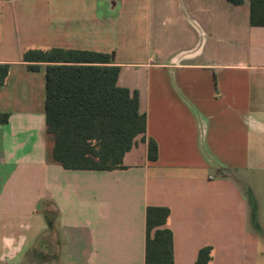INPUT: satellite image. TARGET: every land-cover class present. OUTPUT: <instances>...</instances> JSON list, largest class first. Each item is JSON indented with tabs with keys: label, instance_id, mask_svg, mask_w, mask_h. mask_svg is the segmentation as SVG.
<instances>
[{
	"label": "crops",
	"instance_id": "obj_1",
	"mask_svg": "<svg viewBox=\"0 0 264 264\" xmlns=\"http://www.w3.org/2000/svg\"><path fill=\"white\" fill-rule=\"evenodd\" d=\"M39 47L113 55L147 116L125 169L47 159L46 65L23 62ZM1 64L0 264H145L148 207L170 210L174 264L205 247L212 264H264V27L248 1L0 0Z\"/></svg>",
	"mask_w": 264,
	"mask_h": 264
},
{
	"label": "trees",
	"instance_id": "obj_2",
	"mask_svg": "<svg viewBox=\"0 0 264 264\" xmlns=\"http://www.w3.org/2000/svg\"><path fill=\"white\" fill-rule=\"evenodd\" d=\"M241 6L249 2L250 25L264 27V0H226ZM29 71L46 65L45 123L52 143L47 159L65 170H123L124 156L139 135L147 132V116L140 110L138 91L120 87L121 67L113 55L77 49H29L23 55ZM10 65H0V86ZM9 120L0 113V125ZM150 162L159 157L158 145L147 140ZM224 174V170H219ZM170 210H146L145 264H174L173 234L167 228ZM211 247L199 252L196 264H212Z\"/></svg>",
	"mask_w": 264,
	"mask_h": 264
},
{
	"label": "rangeland",
	"instance_id": "obj_3",
	"mask_svg": "<svg viewBox=\"0 0 264 264\" xmlns=\"http://www.w3.org/2000/svg\"><path fill=\"white\" fill-rule=\"evenodd\" d=\"M45 46V45H44ZM34 49H39V50H49V49H46L45 47H43V48H34ZM43 98H44V95L43 94H41V96L39 97V100H38V105H37V107H38V109L40 108V110H41V108H43V104H44V101H43ZM51 143V142H50ZM262 209H263V211L262 212H264V207H262ZM262 217H261V220H264V217H263V213H262V215H261ZM264 223V222H263Z\"/></svg>",
	"mask_w": 264,
	"mask_h": 264
}]
</instances>
